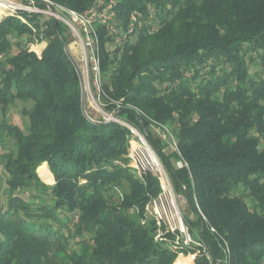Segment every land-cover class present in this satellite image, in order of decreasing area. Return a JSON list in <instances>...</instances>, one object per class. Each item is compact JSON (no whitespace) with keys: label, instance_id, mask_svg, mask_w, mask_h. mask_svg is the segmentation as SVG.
Returning <instances> with one entry per match:
<instances>
[{"label":"trees","instance_id":"16d2710c","mask_svg":"<svg viewBox=\"0 0 264 264\" xmlns=\"http://www.w3.org/2000/svg\"><path fill=\"white\" fill-rule=\"evenodd\" d=\"M50 1L82 12L95 0ZM114 10L123 30L131 12L141 20L112 53L97 26L101 74L111 66L99 97L118 121L83 114L62 22L24 11L28 23L0 21V264L173 263L177 252L154 239V220L141 223L160 185L124 165L126 124L190 197L200 245L183 250L199 251L193 264H210L202 249L214 264H264V0H115ZM23 35L46 45L36 53ZM17 102L29 104L23 127L8 118ZM152 120L176 124L183 165L161 152ZM5 139L13 148L1 153ZM44 167L52 184L38 175Z\"/></svg>","mask_w":264,"mask_h":264},{"label":"built area","instance_id":"2783aa9c","mask_svg":"<svg viewBox=\"0 0 264 264\" xmlns=\"http://www.w3.org/2000/svg\"><path fill=\"white\" fill-rule=\"evenodd\" d=\"M27 1L29 2L13 6L8 0H4V6L10 8V11L12 12L17 13L18 11L22 10L29 13L44 14L48 17H53L54 19H60L66 23L69 30L77 39L81 48V57L85 67L84 78L89 81L90 74L91 81L94 84L96 89L95 91L97 92V96H100L102 93V80L100 68L99 35L97 32V26H103L107 32V35L113 37V41L115 43L122 40L124 41L128 36H130L135 28L140 26V13L137 11L131 12L129 17V26L126 30H123L114 23L115 0H95L90 7L82 12L55 4L50 0H41V4H37L34 0ZM50 6L52 9H50ZM151 126H153L156 131L160 133V136L163 140H166L168 143H170L169 145L171 146V149L179 154L176 138L168 129V127H166V124L152 120ZM128 127L133 133L138 134V132L133 127ZM142 142L144 145H140L139 147L149 149V146L143 139ZM129 156L136 163V165H140L137 149H134V151L130 152ZM159 167H161L160 164L156 169ZM142 169H148V171L151 170L144 167H142ZM159 170L160 173L158 174V180L161 189L157 193L156 197L151 199L147 205V211L153 217L155 222L156 230L154 239L158 242L165 243L167 247L176 251L179 256H182L184 247L189 245H200V242L193 238L188 230L187 225L183 222L179 211L176 210L174 193L167 173L161 168H159ZM171 209H173V211H171ZM168 212L172 215L175 214V218L174 216H171L173 218L172 220L174 221L173 224L167 222L166 220L168 219ZM147 219L148 216L146 215L141 220V223H144ZM210 230L215 232V229L212 226L210 227ZM168 236H172V238L169 239ZM222 251L226 255L229 253L227 242L224 239ZM198 252L199 251L190 253L189 259H194ZM204 252L206 253V257L210 259V254L208 251H205L204 249ZM181 259L182 263L185 264V258Z\"/></svg>","mask_w":264,"mask_h":264},{"label":"rangeland","instance_id":"374dc122","mask_svg":"<svg viewBox=\"0 0 264 264\" xmlns=\"http://www.w3.org/2000/svg\"><path fill=\"white\" fill-rule=\"evenodd\" d=\"M8 1L13 6H17L19 4H23V3L29 2L27 0H8ZM34 1L37 2V0H34ZM0 4L4 5V0H0ZM0 11H1L0 21L3 18H5L6 16H14L16 18H19L22 22H24V23L27 22L28 23V19L26 18V15L24 14V12L28 13V14H35V13H29V12H26V11L22 12V10H21V12L18 11L17 13L16 12H12V11H10V8H8L6 6L0 7ZM14 11H16V10H14ZM151 13H153V11H151ZM38 15H42L43 16L42 18H49L48 16H46L44 14H38ZM56 20L62 22L67 28L66 34H67V38H68V41H69L68 42V49H69L70 53L72 54V56L74 57L77 65L79 66V68L81 70L82 76H83L84 91H85V94H84V106H85L86 113L89 116H91L93 119H103L104 121L108 120L109 118L112 117V115L115 112H113V111L112 112H107V111L104 110L103 103L101 102L102 100L100 99L99 96H97V92L95 91L96 89L94 87V84L91 81L90 74H89V81H87L86 78H84V76H85V67H84V62H83L82 57H81V48H80V45H79L77 39L72 34V32L69 30V28L66 25V23H64L60 19H56ZM139 23L141 25V21ZM135 35L136 34H134V35L132 34L131 36H129L128 40L132 41L134 39ZM111 38H112V40L110 42L106 43V48L108 49V51L110 53H112L114 48H116V47H118L119 51H121L120 47L123 46L122 43L124 41L122 40V41H119V42L115 43L113 41V37H111ZM10 40H11V42L13 44L15 42V37H10ZM21 41H22L21 43L23 45L28 46L29 49L35 51L36 53H40L41 50L46 45L45 41L30 43L28 41L27 35L21 36ZM74 50H75V52H74ZM16 51H17V47H16V45L13 44L12 45V50H10V52L13 53V52H16ZM110 69H111V66L107 68L105 74H101V80L102 81H108V75L110 73ZM23 106L25 108H28L29 104H25L24 105L22 103L17 102L14 107H11L9 109V112H8V118H9L10 122L14 123V124H17L20 127H23L26 124V120H27L26 116L21 114V109L23 108ZM115 120L118 121L117 118ZM126 126L128 127L130 125L126 124ZM166 127H168V129L171 131V133L175 137L174 131H175V128H176V124L175 123L166 124ZM128 129L130 130L129 127H128ZM135 130L140 135H138L137 133H133L130 130L131 133L128 136L127 150H126V153L124 155L126 157L127 161H126V163H124V165L129 167V169L135 175H137V173H138L137 177H140L143 173L149 172V173L153 174L158 179V174L160 173L159 168L163 169L167 173V175L169 177V180H170V183H171V186H172L173 193H174L176 210L179 211L180 215L182 216L183 222L187 225L188 230L191 233V235L193 236V238L196 241H198L197 237L194 236L196 233H198V225L196 223L197 216L195 214L194 209L192 208V206L188 202L186 196L181 191H177L175 189V187L173 186L171 177H170L169 173L167 172V170L165 168V165L163 164L162 160L159 158L158 154L155 152V150L153 149L151 144L147 141V139L144 137V135L139 130H137V129H135ZM150 130H151L152 135L156 139H159L162 142L161 152L164 155H166L168 157H171V161L174 164V166L175 167H179V166L183 165V162H182V160L180 158L174 157V154H173L174 151L171 149V146L169 145L170 143H168L166 140H163L161 138V136H160V133H158L153 126L150 127ZM142 139L147 143V145L149 146V149L151 151L149 149H147V148L139 147L140 145H144L143 142H142ZM12 148H13V141L11 139H5V144L2 147V149H1V151H2L1 153L6 152V151H8V150H10ZM134 149H137V153H138V156H139L138 159H139L140 165L142 167H144V168H149L151 170L148 171V169H144L145 170L144 171L140 165H138V164L136 165V163L130 158L129 153L134 151ZM148 153L151 154L153 156V158L155 157L157 162H156V160L152 161L150 159ZM3 163H4V159L1 156L0 157V178H1V181H3L4 177H5L4 172H3ZM116 163L123 165L122 162H118L117 161ZM159 164L161 165V167L156 169ZM46 166H47V164H46ZM37 173H38V171H37ZM38 175H39L40 179L43 182L47 183V184H52L54 182L53 177H52V175L50 174V172L48 170V167L47 168L44 167L42 170H40ZM120 195H121V191L119 189H117L115 191V194H114L115 199L116 200L119 199ZM156 195L150 196L148 198V200L146 201V203L144 204V207L142 209L143 215L144 216L147 215L148 218H152L153 219V217L147 211V205L151 201V199H154L156 197ZM4 198H5V195L2 194V200H4ZM171 211H173V209H171ZM171 216H174V218H175V214L172 215V214H170L168 212V219H166V220H167V222H170V223L173 224L174 221L172 220L173 218ZM189 225L192 226V229H191V227ZM155 230H156V228H155ZM168 237H169V239L172 238V236H168ZM160 243L163 244V245H166L163 242H160ZM203 251H204V249L201 250V252H203ZM189 254H190L189 251L188 252L184 251L182 256H179L178 254H176V257H175V259H174L172 264H175L177 260H179V261L182 260L181 258H185V260L189 261L188 264H193L194 259H192V258L189 259L190 258ZM207 259H209V258H207ZM209 261H210V264H214V263L211 262V255H210V260Z\"/></svg>","mask_w":264,"mask_h":264},{"label":"water","instance_id":"95a60500","mask_svg":"<svg viewBox=\"0 0 264 264\" xmlns=\"http://www.w3.org/2000/svg\"><path fill=\"white\" fill-rule=\"evenodd\" d=\"M36 3H37V4H41L42 2H41V1H37ZM50 9H52L51 6H50ZM64 49H65V52H66V54L68 55L69 59L72 61L73 65H74V67H75V70H76V72H77L78 78H79V82H80V91H81V98H80V100H81V110H82L83 114H84L86 117L90 118L89 115L86 113V111H85V106H84V94H85V91H84V80H83V76H82L81 70H80L79 66L77 65V63H76L74 57H73L72 54L70 53V51H69V49H68V44H65V45H64ZM116 117H117V114L114 113V114L112 115V117L109 118V119L106 120V121H109V120H115ZM90 119H91V118H90ZM138 120L142 123V129L144 130L143 122H142L141 118L138 117ZM185 196H186L188 202H189L190 204H192V202H191V200H190V197L187 195V193L185 194ZM192 207H193V206H192ZM203 228H204V224H203V221H202V222H201L200 229H199V234H200V236H202V234H203ZM216 264H220V262L217 261Z\"/></svg>","mask_w":264,"mask_h":264},{"label":"bare ground","instance_id":"6f19581e","mask_svg":"<svg viewBox=\"0 0 264 264\" xmlns=\"http://www.w3.org/2000/svg\"><path fill=\"white\" fill-rule=\"evenodd\" d=\"M74 49V48H73ZM74 52H75V50H74ZM78 52V51H77ZM84 69V68H83ZM90 99V98H89ZM94 103V102H93ZM154 159L156 160V158L154 157ZM156 162H157V160H156ZM175 264H184V263H178V262H176ZM185 264H187V260H185Z\"/></svg>","mask_w":264,"mask_h":264},{"label":"crops","instance_id":"0c3cea01","mask_svg":"<svg viewBox=\"0 0 264 264\" xmlns=\"http://www.w3.org/2000/svg\"><path fill=\"white\" fill-rule=\"evenodd\" d=\"M189 263V261H187V264Z\"/></svg>","mask_w":264,"mask_h":264}]
</instances>
